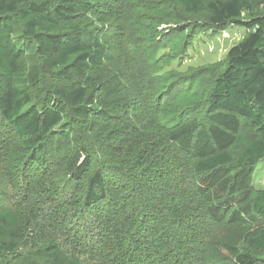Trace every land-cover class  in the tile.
<instances>
[{"label":"trees","instance_id":"obj_1","mask_svg":"<svg viewBox=\"0 0 264 264\" xmlns=\"http://www.w3.org/2000/svg\"><path fill=\"white\" fill-rule=\"evenodd\" d=\"M116 1L171 23L177 37L231 25L248 32L200 99L204 117L170 105L178 122L164 125L158 111L157 131L139 153V146L109 153L116 161L130 150L121 161L141 164L142 175L148 165L164 171L155 166L167 165L162 153L172 148L188 157V170L116 186L114 168L78 138H87L95 117L111 122L104 133L119 130L139 102L122 93L125 80L144 88L123 67L102 72L110 44L94 21L104 26L118 15L106 0H0V126L15 138L1 148L19 166L59 159L73 184L59 196L60 212L30 187L0 207V264H264V191L252 187L264 159V0ZM44 214H55L72 241L51 235Z\"/></svg>","mask_w":264,"mask_h":264},{"label":"rangeland","instance_id":"obj_2","mask_svg":"<svg viewBox=\"0 0 264 264\" xmlns=\"http://www.w3.org/2000/svg\"><path fill=\"white\" fill-rule=\"evenodd\" d=\"M106 2L110 7L105 9L113 10L118 17L115 22L107 23L104 26L94 21L98 33H101L102 37L107 39L110 44L111 59L106 63L102 72L109 77L118 71L116 69L123 67L126 71L125 77H130V73H134L141 80L144 88L139 85H137L138 87L131 86L125 80L126 86L122 93L129 95L133 102H139L132 105L130 111L124 113L119 120L123 126L118 128L119 130L114 127L115 132L104 133L111 122H104L95 117L94 129L89 130L88 139L81 137L78 139L90 143L94 150L99 151L97 155L100 162L114 168L112 177L116 178L114 179L116 186L117 184L123 186L132 184L136 179L140 180L141 184L138 185L142 186L151 181L147 175L156 178L155 174L161 172L160 177L166 176V179H170L173 173H183L189 168L188 157L181 156L180 152L175 149H166V152L162 153L166 158V166H155L164 171L158 172L152 165H148L143 169L142 175L139 170L141 164L137 166L134 162L133 165L129 157L121 161L130 153V150L121 153L120 158L116 161L111 158L109 153L114 151L115 154L127 148L135 149L137 146L140 148L138 147L133 152L139 153L144 147L145 135H152V131H157L154 119L158 111H161L160 119L164 125L170 126L178 122L179 117L169 114L170 112L166 110L170 105L176 106L181 103V110H195L196 114L201 113L204 117V112L199 110L200 99L212 86L230 48L241 41L248 31L243 26L231 25L217 31H199L186 38L177 37L171 31V23L162 22L154 14L145 12L131 14L127 10V6L123 7L121 2L116 0H106ZM45 84L50 87L54 82L45 79ZM138 96L139 98H137ZM135 99L138 100L135 101ZM134 113H138V115L135 116ZM119 134H123L122 137L125 139L123 142L118 139ZM14 140L13 134L1 125L0 207L18 203L26 194V187H30L35 195L37 192H42L39 197L43 195V198L37 199L42 206L52 207L60 212L59 196L62 192L70 193L73 186L61 162L59 159L49 161L44 168L37 164L33 166L32 164L19 163L22 166L20 167L16 165L19 160L14 161L9 154H4L5 152L1 148L3 142L10 144ZM127 141L130 144H126ZM157 141L153 140V142ZM119 170L126 173L127 179L120 175ZM252 187L256 191H264V159L254 169ZM29 193L31 195V192ZM146 209L148 210L146 213L152 214L149 208ZM56 217L55 214L50 217L44 214L42 220L45 227L48 223L50 224L48 231L51 235L56 236L62 243H69L73 236L68 234L70 230H67V227L62 225ZM61 231H63V235ZM33 235L34 233H31V236ZM31 236L28 237L25 248L33 246Z\"/></svg>","mask_w":264,"mask_h":264}]
</instances>
